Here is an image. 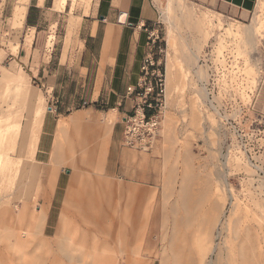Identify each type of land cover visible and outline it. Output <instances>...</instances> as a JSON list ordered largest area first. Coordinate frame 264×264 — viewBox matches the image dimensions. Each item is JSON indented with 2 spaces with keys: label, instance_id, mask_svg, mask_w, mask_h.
<instances>
[{
  "label": "rangeland",
  "instance_id": "obj_1",
  "mask_svg": "<svg viewBox=\"0 0 264 264\" xmlns=\"http://www.w3.org/2000/svg\"><path fill=\"white\" fill-rule=\"evenodd\" d=\"M24 1L0 0V126L7 125L2 114L10 117L11 127L17 120L9 112L22 110L25 116L32 105L43 110L41 155L42 150L50 153L57 127L64 125L57 166L78 161L81 210L119 216L128 211L126 191L146 199L137 204L144 217L122 221L123 233L88 237L86 263L93 262L94 245L104 246L113 264H264V14L257 19L256 7L242 12L214 0H136L143 5L144 20L137 30L147 43L155 41L147 51L160 61L165 94L157 133L131 146L125 129L134 109L122 118L94 102L96 68L86 38L96 23L93 48L100 49L104 29L122 25V10H108L98 0L96 12L88 16L79 0H64L60 8H54V0H27L23 18ZM249 29L256 32L253 47L244 43ZM16 81L26 85L27 96L12 87ZM27 127L21 123L4 141L7 196L0 207L8 249H2L1 264L29 263L26 246H18L16 236L20 211L29 210L19 198L26 172L16 163L26 167L29 162L14 153L16 148L19 154L36 151L38 134L26 135ZM102 167L104 172L97 170ZM60 175L62 188L73 172L65 169ZM100 185L114 190L115 203H92L102 196ZM65 188L57 190V197ZM34 201L26 205L44 206L42 198ZM61 208L55 199L44 225L48 237L54 235ZM88 226L105 232L118 227L106 219ZM60 236L61 263L73 264L71 258L81 252L68 249V240ZM104 240L109 244H101Z\"/></svg>",
  "mask_w": 264,
  "mask_h": 264
},
{
  "label": "crops",
  "instance_id": "obj_2",
  "mask_svg": "<svg viewBox=\"0 0 264 264\" xmlns=\"http://www.w3.org/2000/svg\"><path fill=\"white\" fill-rule=\"evenodd\" d=\"M63 1L64 0H54V8L62 7ZM80 1H82V3ZM214 1H217L224 5H228L242 12H251L255 9V7L257 8L259 0H214ZM95 2H97V4L99 3L98 0H79L77 1V5L82 6L81 9L83 10V12L85 14L88 13V16H90L92 12H96V7L94 6ZM26 3H27V0H25L22 4V9L24 10V11L22 10L24 13L23 14L24 18H25V14L27 11V9L25 8ZM39 3L43 4L44 0H39ZM104 4H108V10H112V9L122 10L121 13L127 14V20H126V24L120 25L119 28L115 27V25L111 23L104 29V32L102 35V42L100 44V49L95 48V47L93 48V44H95L96 41L98 40L97 24L94 23L89 27V32L86 35L87 40L91 41L89 58L92 56V59L90 60H92V62L94 63L93 66L96 68V75H95L96 79L94 81V86L92 90L93 92L98 91L97 98L94 101L95 103L104 104L107 107V109L111 111H116L123 118L127 113L132 112V109H134V107L136 106L138 102L135 99V97L131 96L128 93V88L135 87L137 85L138 80L141 76L142 65L148 55L147 42H146L147 37L140 30L139 31L137 30V29H140L144 24V20H142L143 5H140L136 0H101V6H103ZM97 49L101 50V52L98 53ZM88 67L90 66H87V68ZM99 83H101L100 87H98ZM11 85L13 88L17 86L19 88L18 91L23 96H27L26 94L28 92V89L26 88L25 84H21L20 82L16 81V83L11 84ZM25 110H28L27 114H24L25 116H22L23 115L22 110L17 111V113L12 112V114L9 112L8 115L10 114L11 117H13L14 121L17 120V123L16 122H15L16 124L13 123V125L10 127L11 128L10 132L12 134H14L15 130L19 129L21 123L24 124L25 122L28 125L27 129L25 130L26 135L30 134L31 132L38 134L35 152L34 151L32 152L31 148H29L28 150L26 149L19 154L17 148L15 149L16 151L15 155L19 156L20 157L19 159L29 162L26 164V167L24 166L23 163H18V164L16 163L20 167V170L22 168L21 172H24V174L26 172V178H24V181H27V176H28L27 173L29 172L30 170L29 168L31 166L36 164L41 169L40 170L41 172L39 174V181L36 186L34 202H38V200L42 198L44 206H41V207L31 206L30 209L38 208V210L40 211H45L46 213L45 222H46V218L48 220L50 219V211H51V208L53 206L55 199L58 200V203L62 204V208L60 211V217L56 224L54 235L56 233L58 224L60 220L62 219H64L65 221L70 220L72 227H74L73 225L78 224L74 232L78 235V237H81L79 239H82L83 236H88V237L94 236L96 231L97 233L100 230H102L103 232L104 228L102 229V228H94V227L88 226L90 224V221H96V220L101 221L105 219L110 220L112 219L113 216L106 217V215L99 213V212L93 213L91 211H88L86 208L85 210L80 209L79 205L80 204L82 205V201L77 200L78 190H77L76 181H78V179L82 177L81 176L82 174L78 172V169L76 166V163H78L77 160H76L77 162L71 160L70 163L72 164L73 167L68 166V164H66L63 167V169L62 168L59 169L58 167V173H59V175L57 173L58 180L56 179L53 187H50L48 185L49 179L47 177V172L49 171L51 166H53L52 156H53L55 149L60 152V146L64 142L66 128L64 127V125L60 124L57 127L56 137L51 146L50 153L47 154V152L42 150L41 155H38L40 151V147H39L40 134L42 131V125H43V119H44L43 110L36 108L34 105L30 106L28 109H25ZM1 117H4L3 118L4 122L7 120L8 122L10 121V117L8 118V116L7 115L5 116V114H2ZM113 117L114 116L110 118V121ZM2 129L4 128L0 126V131ZM101 132L102 131H99L97 133L92 132L90 133V135L85 136L84 139L89 138V137L91 138L93 135L101 134ZM44 134L48 135L49 131L44 132ZM99 148L103 150V144ZM82 151H84V149ZM88 151H93V150L88 148ZM63 155L67 156L68 152L65 151ZM67 157H63L64 161ZM46 164H50V165L45 167ZM65 169H70L73 172V176L70 179L68 184L66 183L62 186V188L66 187L64 190V195L60 193L58 194V197H57V190L59 188L62 189L61 187H59L60 177H61L60 174H61V171ZM97 170L104 172L103 167ZM46 177L48 180L45 181L44 179H46ZM71 185L75 188V192L72 197L73 199L71 201L72 204L69 207L70 213L72 212V216L68 218L64 214L63 210H64V203L66 199V193H67L68 188ZM22 187L24 188V186ZM100 187H101L100 190H102L101 191L102 196L97 197L94 201H92V203H103L105 201H111V203L112 202L115 203L113 201L114 190L112 188H108L106 185L105 186L100 185ZM53 192H54V195L52 194ZM99 192L100 191H98L97 193ZM103 194H107L108 196L105 195L106 197H104ZM125 194H126V201L124 203L127 205L128 203L142 205L146 201L144 197H141V198L138 197V195L135 194V192L126 191ZM149 194H150V200H151L152 199L151 191H149ZM21 196H22V191L19 196L20 199H21ZM126 213L127 212H123V214L117 217H122L121 218L122 220L124 214ZM155 213H156V210L154 211V215L152 212V218L155 217L156 215ZM138 217L141 218L144 216L141 214V212L139 213L138 211L135 219H137ZM45 222H44V225H45ZM120 225H122V222ZM120 225H117L118 227L115 228V230H113L112 228H108L109 231L106 232L108 233V236H110V233L112 230L115 232L114 235L120 234V231L121 233H123V228H121ZM113 226L115 225L113 224ZM43 231H44V234H45L44 236L46 239H50V238L54 239V235L53 237L47 236L46 231L44 230V227H43ZM60 237L63 238L64 235ZM82 240L88 242V244L90 245L89 239H86V240L82 239ZM89 245L86 246L85 248L83 246H79L78 248L71 246L72 250L81 252V256L71 258L73 264H87L85 256L89 255V253L91 252V250L89 249L90 248Z\"/></svg>",
  "mask_w": 264,
  "mask_h": 264
},
{
  "label": "bare ground",
  "instance_id": "obj_3",
  "mask_svg": "<svg viewBox=\"0 0 264 264\" xmlns=\"http://www.w3.org/2000/svg\"><path fill=\"white\" fill-rule=\"evenodd\" d=\"M23 10V9H22ZM24 11V10H23ZM23 11H21L20 15H23ZM264 14V0H259L258 5H257V14L256 18L258 19L259 17L263 16ZM19 15V16H20ZM21 17V16H20ZM24 18V17H23ZM256 32H254L253 29H249L246 32V36L244 39V43L247 46L253 47L255 43V38L254 35ZM171 42V41H170ZM170 70V69H169ZM170 75V71H168ZM172 76V75H170ZM8 120L5 121L6 126H4L1 131H0V203L6 198L7 196V191L4 189V184L6 180V172L8 171V160L2 159V153H4V141H7L10 139V135L12 133L10 132V127H8ZM10 125V123H9ZM15 148V147H14ZM16 151L14 150V153ZM13 153V152H12ZM60 152L57 151L56 149L54 150L53 156H52V163L53 166L49 169L47 172V177L49 179V186L53 187L57 173H58V163L61 161V156ZM68 166H72L71 163H68ZM73 167V166H72ZM16 169L18 170V165L16 164ZM29 172L27 173V181L24 185V188L22 189V196L21 199L26 201L23 206L29 207V210L25 211L24 209L20 211V216H21V223H20V229L17 230L16 236H17V245L22 247L26 246V250L24 253V257H27L25 259L29 260L28 264H46V261H51L53 260L54 262L56 261V264H62L61 259L59 258L58 252L61 250V245L59 244L58 236L63 233L64 238L68 240L67 242V247L68 249L71 248V246H74L75 248H78L79 246H83L84 248L88 246V242L82 240V239H89L88 236H83L82 239H79L81 237H78V235L74 232L78 224L73 225L74 227L71 226V221L68 220L66 221V227L65 229L63 228L65 220H60L56 233L54 235V239H46L45 234L43 231L44 227V222H45V216L46 213L45 211H40L38 208L35 209H30L29 205L27 202L31 201L35 197V192H36V186L39 181V174H40V167L36 164L31 166L29 168ZM75 188L71 185L66 193V199L64 203V214L66 217L70 218L72 216V212L70 213V205L72 204L71 201L73 200L72 197L74 195ZM128 211L126 214H124L123 219L121 220L122 217H117L113 216L112 219H110L111 224L115 226L120 225L121 222L124 220H130L131 222L134 221V219L137 216L138 212V206L137 204L133 203H128ZM3 209L0 207V264L3 256V251L2 249L5 247L8 249V245L3 244L2 240V234H3ZM63 231V232H62ZM107 232V231H106ZM105 230H100L98 233L94 234V238L96 236L100 235H107ZM115 234L114 231H111L110 236H113ZM121 234V231H120ZM92 237V236H91ZM90 240V239H89ZM23 243V244H19ZM103 245L109 244L108 241L104 240ZM90 246V245H89ZM91 249H93V262L91 264H113L111 261V258L107 256L106 254V248L104 246L98 247V246H92ZM47 254H50V257H48ZM56 255V256H55ZM27 262V261H25ZM123 264H125V261H123Z\"/></svg>",
  "mask_w": 264,
  "mask_h": 264
},
{
  "label": "built area",
  "instance_id": "obj_4",
  "mask_svg": "<svg viewBox=\"0 0 264 264\" xmlns=\"http://www.w3.org/2000/svg\"><path fill=\"white\" fill-rule=\"evenodd\" d=\"M154 43L155 41H152L151 45L149 41L147 46L153 48ZM128 93L138 102L134 107L133 115L127 120L125 142L135 146L142 144L157 133L163 107L165 79L160 61H157L151 53H148L144 60L137 85L129 87Z\"/></svg>",
  "mask_w": 264,
  "mask_h": 264
},
{
  "label": "water",
  "instance_id": "obj_5",
  "mask_svg": "<svg viewBox=\"0 0 264 264\" xmlns=\"http://www.w3.org/2000/svg\"><path fill=\"white\" fill-rule=\"evenodd\" d=\"M104 17L101 16V19H103ZM122 18V19H120ZM126 20H127V14H124V13H120L119 15V23L120 24H126Z\"/></svg>",
  "mask_w": 264,
  "mask_h": 264
},
{
  "label": "trees",
  "instance_id": "obj_6",
  "mask_svg": "<svg viewBox=\"0 0 264 264\" xmlns=\"http://www.w3.org/2000/svg\"><path fill=\"white\" fill-rule=\"evenodd\" d=\"M148 114H150V113H148Z\"/></svg>",
  "mask_w": 264,
  "mask_h": 264
}]
</instances>
